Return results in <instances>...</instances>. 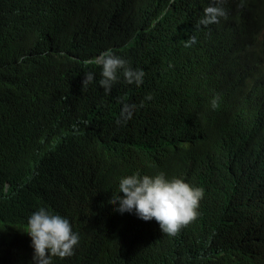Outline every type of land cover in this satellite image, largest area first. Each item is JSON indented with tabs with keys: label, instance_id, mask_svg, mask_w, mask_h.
Returning <instances> with one entry per match:
<instances>
[{
	"label": "clouds",
	"instance_id": "9594fccd",
	"mask_svg": "<svg viewBox=\"0 0 264 264\" xmlns=\"http://www.w3.org/2000/svg\"><path fill=\"white\" fill-rule=\"evenodd\" d=\"M176 1L49 4L65 32L58 48L76 47L57 56L45 44L20 60L28 65L26 78L33 74L39 81L28 110L46 133L40 157L82 133L106 155L114 156L113 146L123 148L119 156L127 151L134 157L133 168L112 173V194L100 200L112 210L109 234L125 256L123 264H192L194 254H187L185 243L203 214L202 224L205 207L222 210L218 202L225 204L236 193L238 178L264 165L263 119L235 105L223 128L198 122L220 79L190 57L180 69L172 64L160 32L161 20L179 9ZM219 2L204 7L200 24L226 15ZM41 12L29 20L38 23ZM126 126L144 130L127 148ZM189 155L193 160L185 166ZM77 215L72 203L39 207L27 215L22 232L11 236L16 248L10 238L0 242V264H72L82 245ZM248 235L233 249L235 262L264 264V216L255 219Z\"/></svg>",
	"mask_w": 264,
	"mask_h": 264
},
{
	"label": "trees",
	"instance_id": "16d2710c",
	"mask_svg": "<svg viewBox=\"0 0 264 264\" xmlns=\"http://www.w3.org/2000/svg\"><path fill=\"white\" fill-rule=\"evenodd\" d=\"M58 1L0 0V242L10 238L16 248L11 236L22 232L28 214L45 204L67 202L78 213L82 237L72 264H123L125 256L109 234L113 221L107 212L112 210L109 205L101 207L100 200L112 194V173L133 168L134 157H128L127 151L119 156L123 148L113 146L109 153L114 156L106 155L87 133L40 157L38 149L46 133L28 110L39 81L33 80V74L26 78L28 65L20 64L21 58L45 44L44 49H54L57 56L76 47L74 43L66 49L57 46L65 32L48 5ZM211 1H176L179 9L161 20L165 24L161 44L169 49L176 69L190 57L220 79L199 123L223 128L235 105L255 120H264V0H220L217 6L226 15L205 26L199 23L200 16ZM36 11H42L41 19L32 23L29 19ZM143 133L126 126L124 147ZM191 160L189 155L185 166ZM263 197L264 165L238 178L236 193L225 204L218 202L222 210L206 206L202 224L203 214L185 243L187 254H194L192 264H239L233 249L249 236L255 219L264 216Z\"/></svg>",
	"mask_w": 264,
	"mask_h": 264
},
{
	"label": "bare ground",
	"instance_id": "6f19581e",
	"mask_svg": "<svg viewBox=\"0 0 264 264\" xmlns=\"http://www.w3.org/2000/svg\"><path fill=\"white\" fill-rule=\"evenodd\" d=\"M92 17V16H91ZM226 35V34H225ZM221 39V38H220ZM115 44V43H114ZM113 45V44H112Z\"/></svg>",
	"mask_w": 264,
	"mask_h": 264
}]
</instances>
